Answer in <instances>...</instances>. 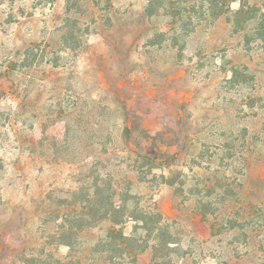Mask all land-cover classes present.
Listing matches in <instances>:
<instances>
[{"label":"rangeland","instance_id":"374dc122","mask_svg":"<svg viewBox=\"0 0 264 264\" xmlns=\"http://www.w3.org/2000/svg\"><path fill=\"white\" fill-rule=\"evenodd\" d=\"M162 1L0 0V264L64 261L94 184L161 214L172 264H264V0L215 20ZM152 140L172 186L142 157Z\"/></svg>","mask_w":264,"mask_h":264},{"label":"trees","instance_id":"16d2710c","mask_svg":"<svg viewBox=\"0 0 264 264\" xmlns=\"http://www.w3.org/2000/svg\"><path fill=\"white\" fill-rule=\"evenodd\" d=\"M163 2L162 0H157ZM239 0H200L192 1L189 8H184L183 16L189 20L192 15L189 11L197 9H205L209 12L213 20L225 14L226 4ZM172 6L177 5L180 8L178 0H166ZM191 5V6H190ZM240 13V10L237 14ZM181 15V17H183ZM264 18V14H262ZM187 19V20H188ZM257 35L264 34V24L260 23L256 29ZM237 71L232 72V76L227 80L232 83L236 79ZM135 131L145 139H151L148 131L141 127H137ZM126 134L131 135V130L125 128ZM154 140L151 141V143ZM157 143L145 146L141 149L142 157L145 161L151 164H157L158 161H166L167 166L160 168V174L157 176L161 183L174 185L171 177L164 174V169H169L174 158L173 155L159 154V150L154 148ZM166 155V156H164ZM158 156V157H157ZM162 169V170H161ZM94 184L93 191L89 196L84 197L87 206L81 203L80 208L75 209L74 220L69 222L65 220V224L61 228L60 245L66 246L69 250L64 261L50 262L47 260H39L37 264H82V258L91 255L94 260L99 261V264H124L125 262L133 263L139 253L147 250L151 243L152 260L150 264H172V252L175 248L172 245V235L168 226L162 223L161 214L156 210H144L137 206L138 202L129 192L123 198L122 203L116 201L113 193H105L101 187ZM127 220H132L134 226L130 234H126L123 225ZM106 224L104 234L99 240L89 249L81 246L77 239L82 232L91 230L96 227H103ZM141 233H144V238ZM34 264V262H32Z\"/></svg>","mask_w":264,"mask_h":264}]
</instances>
